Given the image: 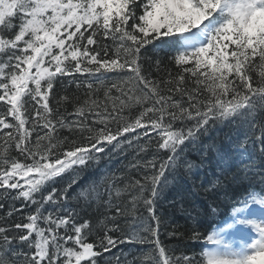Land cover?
<instances>
[{
	"label": "snow or ice",
	"instance_id": "6c2138e0",
	"mask_svg": "<svg viewBox=\"0 0 264 264\" xmlns=\"http://www.w3.org/2000/svg\"><path fill=\"white\" fill-rule=\"evenodd\" d=\"M162 45L175 73L153 76L144 52ZM218 124L243 130L264 156V0H0V195L32 206L9 225L10 206L0 223V264H264V211L250 218L264 208L254 164L233 178L247 181L246 195L207 236L214 247L188 254L161 239V189L191 173L188 153L210 151L202 137ZM114 157L128 160L119 176L80 184ZM73 200L104 218L80 220ZM234 228L238 239L225 242ZM118 245L142 247L104 255Z\"/></svg>",
	"mask_w": 264,
	"mask_h": 264
},
{
	"label": "trees",
	"instance_id": "16d2710c",
	"mask_svg": "<svg viewBox=\"0 0 264 264\" xmlns=\"http://www.w3.org/2000/svg\"><path fill=\"white\" fill-rule=\"evenodd\" d=\"M166 54H174V49L168 45H162L155 49L149 46V49L144 52V56L148 58L147 63L153 65V76H165L167 71L175 73V66ZM157 59L162 61L159 73L154 70V61ZM65 79L70 80V78ZM60 91L61 94L67 92L69 95L76 92L74 86ZM52 103L55 107V100ZM61 111L64 109L62 108ZM68 111H72L71 105L68 106ZM201 142L205 146L212 145V149L206 150L203 154L197 151L188 153V159L195 165L191 173H186L181 169L178 174L169 175L168 182L161 189L156 207L158 215L163 218V223L160 225L161 239L170 247L182 249L188 254L195 255H199L204 250V243L209 232L229 215L234 206L238 205L237 200L246 195L247 181H234L233 179L243 175L242 170L245 164H254L249 172L255 174L257 181L261 175H264V156L260 155L259 145L253 144L251 141L245 142L243 130L234 125H215L207 135L202 137ZM241 153H245V155L241 156ZM131 154L132 150L129 149V159ZM127 163L128 160L124 157H114L111 160L105 158L96 167L82 173L78 180L80 184L90 187L93 181L100 180L103 173L109 175L116 173L119 176L120 171L125 168ZM217 179L220 181L217 189L215 191L206 190L209 189L210 182ZM98 190L103 194L105 192L104 185L98 184ZM0 204L4 205L3 208H0V223L4 222L9 207L14 205L12 208L13 215L7 218L9 225L15 222H23L28 213L32 211L31 205L25 206L20 200L5 199L3 195H0ZM71 206L76 207L80 213V220H90L95 223L98 218H104L105 209L100 207L98 212V205L82 209L77 207L76 201L73 200ZM213 209L215 212L212 211ZM126 219L130 221L131 217L116 218L117 223L122 227L125 226ZM193 230L200 233V240L193 241L187 238ZM173 231L180 235L170 237L169 233ZM112 235L118 236L120 233L113 232ZM140 247L142 246L118 245L112 252L104 255L111 259L113 253L117 256L122 252L128 255ZM101 264H104L103 259Z\"/></svg>",
	"mask_w": 264,
	"mask_h": 264
},
{
	"label": "rangeland",
	"instance_id": "374dc122",
	"mask_svg": "<svg viewBox=\"0 0 264 264\" xmlns=\"http://www.w3.org/2000/svg\"><path fill=\"white\" fill-rule=\"evenodd\" d=\"M249 211V210H248ZM252 210H250L249 212H251ZM264 211V209H263ZM224 229V228H223ZM233 234V229H228L225 232L221 233V236L223 237L224 241L226 242L227 240L230 239L231 235ZM212 247H214L213 245L209 246L208 250H210Z\"/></svg>",
	"mask_w": 264,
	"mask_h": 264
}]
</instances>
